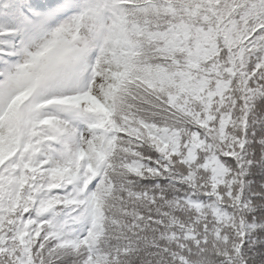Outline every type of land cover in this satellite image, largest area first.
<instances>
[{"label":"snow or ice","instance_id":"6c2138e0","mask_svg":"<svg viewBox=\"0 0 264 264\" xmlns=\"http://www.w3.org/2000/svg\"><path fill=\"white\" fill-rule=\"evenodd\" d=\"M0 264H264V0H0Z\"/></svg>","mask_w":264,"mask_h":264}]
</instances>
